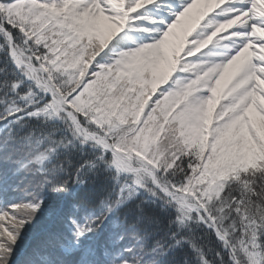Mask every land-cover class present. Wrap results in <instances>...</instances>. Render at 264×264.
I'll list each match as a JSON object with an SVG mask.
<instances>
[{"label":"snow or ice","instance_id":"snow-or-ice-1","mask_svg":"<svg viewBox=\"0 0 264 264\" xmlns=\"http://www.w3.org/2000/svg\"><path fill=\"white\" fill-rule=\"evenodd\" d=\"M0 264H264V0H0Z\"/></svg>","mask_w":264,"mask_h":264}]
</instances>
